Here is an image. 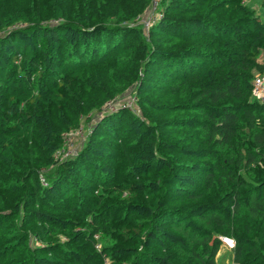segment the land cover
I'll return each mask as SVG.
<instances>
[{
	"label": "trees",
	"instance_id": "16d2710c",
	"mask_svg": "<svg viewBox=\"0 0 264 264\" xmlns=\"http://www.w3.org/2000/svg\"><path fill=\"white\" fill-rule=\"evenodd\" d=\"M123 1L0 0V264H220L222 238L264 264V20L161 0L147 34L152 0ZM131 87L140 115L112 113Z\"/></svg>",
	"mask_w": 264,
	"mask_h": 264
},
{
	"label": "rangeland",
	"instance_id": "374dc122",
	"mask_svg": "<svg viewBox=\"0 0 264 264\" xmlns=\"http://www.w3.org/2000/svg\"><path fill=\"white\" fill-rule=\"evenodd\" d=\"M45 1H48V0H37L36 2V5L38 6L39 9H41L40 11L44 14H46L47 12V6L45 7ZM123 3H125V5L128 6L129 0H124ZM247 5L251 7L254 11H256V13L264 20V0H250L247 2ZM153 11H154V8L152 7V3H151V6H147L145 10L142 12V14L139 17H137L134 21H132L131 23L135 24L136 26L142 27V29L148 34L146 30L148 28L146 27H148L149 25H152L149 22V19ZM263 62H264V59H263ZM134 92H135L134 87L133 88L131 87L121 92L117 99L118 100V102L116 103L117 105L115 104V106L113 107L111 106V104L109 105L111 107L110 110L112 111V113H116L118 111L117 109L118 107L122 108V106L123 107L128 106L127 109H129L132 113L136 115H140L141 110L138 107ZM104 108L98 111L92 110L90 113H88L87 115L83 116V118H81L78 124V129L69 131L68 133L62 136L63 138L62 147H61L60 152L57 154L55 158L58 163H62L64 160L70 158L69 156L67 157L68 152L70 153L72 152V157H76L78 153L80 152V150L86 146L92 134V130L95 124L98 121H100L104 116H106V113L105 114L99 113L101 110H104ZM29 140H32L33 142L35 141V139H29ZM25 144L27 145L26 140H23V143L21 144L20 147L23 149L29 148V145L25 147ZM54 168L55 167L53 166L49 170L52 171ZM41 179L43 180V178ZM96 238L99 240V237H96ZM217 259H219L220 264H233L232 263V251H229V249L222 247L221 252H219Z\"/></svg>",
	"mask_w": 264,
	"mask_h": 264
},
{
	"label": "built area",
	"instance_id": "2783aa9c",
	"mask_svg": "<svg viewBox=\"0 0 264 264\" xmlns=\"http://www.w3.org/2000/svg\"><path fill=\"white\" fill-rule=\"evenodd\" d=\"M160 2L161 0H152V7L154 8V11L152 12L150 16V19H149L150 23L163 18V14L159 12L160 11L159 7L161 4ZM252 97L254 100H257L259 103L264 104V72L262 74H257L253 80ZM68 156L72 157V152L71 153L68 152L67 157ZM41 181H42V184L44 185L45 183L44 180H41ZM221 241H222L223 246L226 249L233 250L235 248L234 240L229 239V238H222ZM97 248L100 249L99 246H97Z\"/></svg>",
	"mask_w": 264,
	"mask_h": 264
}]
</instances>
